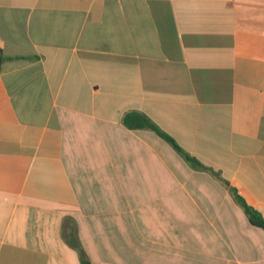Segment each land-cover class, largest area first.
<instances>
[{
    "label": "crops",
    "instance_id": "obj_1",
    "mask_svg": "<svg viewBox=\"0 0 264 264\" xmlns=\"http://www.w3.org/2000/svg\"><path fill=\"white\" fill-rule=\"evenodd\" d=\"M0 46V264H264V0H0Z\"/></svg>",
    "mask_w": 264,
    "mask_h": 264
},
{
    "label": "trees",
    "instance_id": "obj_2",
    "mask_svg": "<svg viewBox=\"0 0 264 264\" xmlns=\"http://www.w3.org/2000/svg\"><path fill=\"white\" fill-rule=\"evenodd\" d=\"M3 51L0 46V70L3 63ZM125 125L130 129H143L150 128L155 131L161 138L170 143L174 149L184 158V160L192 165L193 167L200 169H207L203 164H201L196 158L190 156L188 153L184 152L180 146L167 134L162 132L158 127H156L145 115L138 112H131L127 114L124 118ZM215 175H219L215 173ZM229 191L232 194L235 201L241 206L247 215L250 223L264 231V218L260 212H258L255 208L251 207L247 204L244 198L238 194L237 190L233 187L229 186Z\"/></svg>",
    "mask_w": 264,
    "mask_h": 264
}]
</instances>
